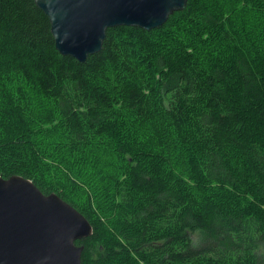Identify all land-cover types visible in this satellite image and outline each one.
<instances>
[{"label": "trees", "instance_id": "obj_1", "mask_svg": "<svg viewBox=\"0 0 264 264\" xmlns=\"http://www.w3.org/2000/svg\"><path fill=\"white\" fill-rule=\"evenodd\" d=\"M32 87L58 130L40 129ZM107 147L126 161L119 175L72 156ZM11 175L89 221L81 264H264V0H186L149 30L107 28L82 62L57 51L34 0H0Z\"/></svg>", "mask_w": 264, "mask_h": 264}, {"label": "water", "instance_id": "obj_2", "mask_svg": "<svg viewBox=\"0 0 264 264\" xmlns=\"http://www.w3.org/2000/svg\"><path fill=\"white\" fill-rule=\"evenodd\" d=\"M46 14L57 51L82 62L100 50L106 29L163 24L186 0H34ZM89 221L55 192L28 178L0 177V264H81Z\"/></svg>", "mask_w": 264, "mask_h": 264}, {"label": "rangeland", "instance_id": "obj_3", "mask_svg": "<svg viewBox=\"0 0 264 264\" xmlns=\"http://www.w3.org/2000/svg\"><path fill=\"white\" fill-rule=\"evenodd\" d=\"M37 90H38L37 88L32 87V89L29 88L28 90H26V93L29 100H31L33 115L38 120H40V124H39L40 129L45 128L48 131L57 122V130H58L59 129L58 116L46 115V111L49 112L48 109H52L53 106L52 103H50L48 99L44 98V96H41V94ZM72 156L76 161H78L80 165L79 169L83 168V170H85L90 174L94 171L93 167H95L96 169L101 171L107 170L111 172H117L119 170V173H115L116 175H119L122 173V170L126 166V161L118 159L112 153V149L109 147L103 150L101 154L98 151V153L96 154L97 157L93 160H90L87 151L85 153L77 152L74 153ZM57 158L59 159L60 163H65L66 160L69 159L65 153H61V152H58ZM77 167L78 164L75 162L73 167L70 169L73 176H75ZM121 177H123V175H121Z\"/></svg>", "mask_w": 264, "mask_h": 264}]
</instances>
